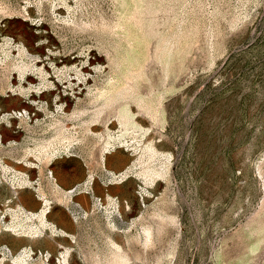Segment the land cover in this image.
Instances as JSON below:
<instances>
[{
    "label": "rangeland",
    "instance_id": "rangeland-1",
    "mask_svg": "<svg viewBox=\"0 0 264 264\" xmlns=\"http://www.w3.org/2000/svg\"><path fill=\"white\" fill-rule=\"evenodd\" d=\"M52 84L60 99H41ZM107 144V169L133 177L107 183ZM34 164L51 203L84 210L50 205L70 237L3 232L0 250L32 247L35 264H64L58 244L68 264H264V0H0L6 224L32 226L19 212L39 205ZM89 174V193L66 197Z\"/></svg>",
    "mask_w": 264,
    "mask_h": 264
},
{
    "label": "bare ground",
    "instance_id": "bare-ground-1",
    "mask_svg": "<svg viewBox=\"0 0 264 264\" xmlns=\"http://www.w3.org/2000/svg\"><path fill=\"white\" fill-rule=\"evenodd\" d=\"M54 87H55V85L52 84L49 89H47V90H45L43 92H40L41 93V99H46L47 97H51V96L54 95L55 96V100H57V99L59 100L61 96L55 95V88ZM42 109L45 110V112H47V109L48 108H45L44 109V107L42 106ZM20 115L22 117L25 116V118H28L29 117V113L27 111H24ZM22 120H24V118H22ZM115 148L116 147L111 146L110 144H107V146H105V148H104V152H103L102 157H101V162L103 163V167L107 171V183L108 184H118V183H121L122 181H126L129 178L133 177V175H134L133 174V167H128L126 170H124L123 172H120V173H116L115 171H112V170H108L107 169V166L105 164L106 163V160H105L106 154H111L112 152H114V149ZM69 151L67 153H65V154H68V156L70 155L69 153L71 152V151L70 152ZM39 168H40V170L39 169L38 170L40 171L41 175L43 176V169H42L41 166H39ZM92 174L91 175L89 174L90 176H89V178H88V180H87L84 188L81 189V187H79V189L77 188L74 191H69V192H66L65 191L66 197L73 198V197H75V196H77L79 194H82V193L88 194L89 191L91 190L90 187H91L93 181L95 180L94 179V176ZM24 176H26V175H24ZM18 177H19V175H18ZM15 180H17V179H15ZM12 182H13V180H12ZM24 182H25L24 185L26 183H28V184L30 183L27 180L24 181ZM29 185H31V184H29ZM39 185H37V187ZM58 185H60V184H58ZM29 187L31 189L35 190L37 192V194H38L39 197H42L43 199H45L44 200V202H45L44 208L41 211H39L37 213H34V212L28 211L24 206L21 207V211L19 212V215H21L23 218H25L26 221L32 223V226H20V225H10V224H6L4 222L5 216H1L0 217V234H2L3 232H10V231H12V232L18 233L19 235H22V236H25V237H27L29 239L34 240L36 238L45 237V235H47L48 234V231H49L51 233V235H53L55 237H58V238L59 237H62V238H64V237H70V235L67 232L63 231L62 229L60 230L56 224H54V223L53 224H50V222L48 223L47 215L50 212V208H51L50 205H52V204H51L50 200L45 197V195H44L45 193H43L42 186L40 185L38 188L37 187L35 188L34 186H29ZM20 188H25V187L22 184V186H20ZM16 189L17 188L14 185H12V190H13V194L14 195H17ZM147 194H150V193H147ZM10 211H12V210H10ZM110 212H106L105 213L106 214V221L108 223V228H109V230H111L110 228L117 229V226H116V218H114L113 216H111L112 214ZM12 213H14V211ZM117 216H118V219H120V216L119 215H117ZM74 217H75V221L78 222L79 221L78 220L79 218L76 217V216H74ZM17 221H19V220H17ZM145 234L147 235V237H149L148 231H145ZM58 246L60 248H63L65 250V252L61 255L63 257V260L62 261H63L64 264H68L69 258L71 256L72 249L71 248H65L61 244H58ZM115 247L118 250H120V247L119 246L116 245ZM31 249H32V247H30V248L27 247V248L23 249V251H21V252H19L17 254H13L12 251L9 248H7L5 250H0V253L3 254V258H2V260H0V264H2L4 261H6V259H9V261L12 264H35L36 262L31 257V254H32V250ZM45 264H48V263H45ZM60 264H62L61 260H60ZM119 264H122V263H119Z\"/></svg>",
    "mask_w": 264,
    "mask_h": 264
},
{
    "label": "flooded vegetation",
    "instance_id": "flooded-vegetation-1",
    "mask_svg": "<svg viewBox=\"0 0 264 264\" xmlns=\"http://www.w3.org/2000/svg\"><path fill=\"white\" fill-rule=\"evenodd\" d=\"M72 157H76V156H72ZM36 160V159H35ZM37 161V160H36ZM23 163V162H22ZM24 164V166H26V167H28L27 166V164L24 162L23 163ZM35 167V168H34ZM31 169H33V170H35V173H33L32 174V176L34 177V186H36L37 187V185H39V184H41V181H42V175H41V173H40V168H39V165H37V164H34L33 165V167H30ZM39 169V170H38ZM21 173V172H20ZM40 173V174H39ZM51 173V176H53V171H51L50 172ZM23 176L24 175H26V176H24V177H28V179H30V176L28 175L27 176V174H23V173H21ZM39 182V183H38ZM40 186V185H39ZM38 186V187H39ZM37 187V188H38ZM35 193H37L36 191H34ZM83 194V193H82ZM86 194V193H85ZM79 195H81V194H79ZM36 198H37V200L39 201V203H41L42 204V207L39 209V211H41L43 208H44V206H45V202H44V200L45 199H43L42 197H39L38 196V194H36V196H35ZM102 201V200H101ZM52 205H58V206H60V207H63L66 211H68L69 213H70V210H75V209H81V210H84V208H82V206H80V204L79 203H76L74 200L73 201H71V203H70V205H69V207H65L64 205H62V204H60V203H51ZM50 213V212H49Z\"/></svg>",
    "mask_w": 264,
    "mask_h": 264
},
{
    "label": "crops",
    "instance_id": "crops-1",
    "mask_svg": "<svg viewBox=\"0 0 264 264\" xmlns=\"http://www.w3.org/2000/svg\"><path fill=\"white\" fill-rule=\"evenodd\" d=\"M88 199H90V197H88ZM39 202V201H38ZM86 203V205H88V201L87 202H85ZM25 207V206H24ZM42 207V204L41 203H39V205H38V208L37 207H35V205H34V203H31L30 204V208H27V206L25 207L28 211H30V212H34V213H37V212H39V209Z\"/></svg>",
    "mask_w": 264,
    "mask_h": 264
}]
</instances>
